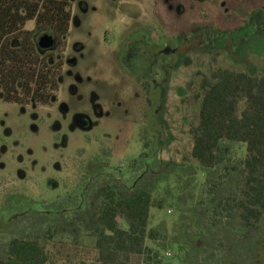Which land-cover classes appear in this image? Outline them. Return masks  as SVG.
Returning <instances> with one entry per match:
<instances>
[{"label": "flooded vegetation", "instance_id": "1", "mask_svg": "<svg viewBox=\"0 0 264 264\" xmlns=\"http://www.w3.org/2000/svg\"><path fill=\"white\" fill-rule=\"evenodd\" d=\"M142 1H148L149 15L138 8L132 13L115 8L106 15L121 75L133 82L142 98L138 119L131 124L142 151L126 166L109 162L110 149L104 143L121 148V126L128 122V111L119 118V99L104 101L91 75L79 69L78 57L85 45L68 40L70 28L81 23L73 12L74 0L64 33L33 37L32 71H16L15 61L14 71L6 72L10 66L0 57V232L35 206L45 223L60 212L85 209L90 192L107 181L127 191L138 184L152 188L154 126L160 131L158 112L170 69L192 65L193 48L218 42L219 48L229 49L246 41L249 30H259L264 14L263 0ZM79 6L83 12L89 9L85 2ZM171 16L176 20L173 33ZM214 19L223 29L213 24ZM43 36L52 44L44 46ZM103 36L107 38L106 30ZM13 46L14 50L0 49V53L22 52ZM208 60L211 68L214 57ZM201 76L196 71L189 81ZM109 124L113 133L107 131ZM90 146L95 149L90 151ZM87 151L97 152L96 157L85 161ZM99 156L103 160L97 162Z\"/></svg>", "mask_w": 264, "mask_h": 264}, {"label": "trees", "instance_id": "2", "mask_svg": "<svg viewBox=\"0 0 264 264\" xmlns=\"http://www.w3.org/2000/svg\"><path fill=\"white\" fill-rule=\"evenodd\" d=\"M70 6L71 0H0V49L12 51L16 44L22 50L0 53L10 66L6 72L14 71L15 61L16 71H32L33 37L44 32L64 33ZM28 21L34 22L31 30L25 27ZM187 88L188 100L197 108L196 121L189 128V154L196 166H175L170 171L172 182L166 175L160 181L167 187L174 185V196L179 199L201 174L207 197L201 203L206 204L209 216L206 232L208 227L219 229L225 219L229 226L235 223L237 227L231 231L244 241L264 218V73L253 75L216 66L189 82ZM182 103L188 102L183 99ZM232 143L244 146V157L236 160L239 171L234 179L229 174L235 158ZM157 189V185L138 184L127 191L107 181L90 192L85 209L60 212L41 229L11 238L0 253V264H174L154 246L169 230L164 220L151 226L150 210L161 200ZM192 239L187 229H181L171 244L182 252Z\"/></svg>", "mask_w": 264, "mask_h": 264}, {"label": "rangeland", "instance_id": "3", "mask_svg": "<svg viewBox=\"0 0 264 264\" xmlns=\"http://www.w3.org/2000/svg\"><path fill=\"white\" fill-rule=\"evenodd\" d=\"M80 2H85L88 5L87 12L81 10ZM260 2L264 5V0ZM115 8H123L129 13L138 8L144 10L142 13L145 15H149V11H151L148 1L142 0H74L73 12L80 18L81 23L77 27L70 28L68 40L69 42L79 40L84 43L85 48L78 57L79 69L81 72L91 75V81L104 97V101L110 100L112 97L119 99L121 102V109H117L119 118L124 114L122 112L128 111L127 115L124 114L128 122L124 121L121 126L123 139H121L123 144L119 145L121 148L118 145H112V143H104V146L108 150L110 149L109 162L112 165L126 166L128 161L137 158L142 151V141L138 134L134 135V127L131 125L138 119L142 98L135 91L133 82L121 75L114 52L116 42L113 40L110 28L106 27V15ZM261 17L262 24H259V30H249L246 41L236 43L233 48L229 49L219 48L221 43L218 42L212 46L193 48L190 51V55L194 58L192 65H181L170 69L158 112L160 131L156 124L154 126L152 182L158 186L156 195L161 200L157 206L151 208L150 214L151 226L164 220L169 228L167 235L154 246L161 249L164 259H173L174 264H264V218L253 236L244 239V241L236 234L235 230L231 231L234 226L237 227L235 223L232 222V225L229 226L225 219L222 220L219 229L211 231L208 227L206 232L209 216L205 209L206 204L201 203L202 200L207 199L202 190L204 179L201 174L198 173L196 179L187 186L185 191L180 193L179 199L174 196L177 191L174 185L167 187L160 181V178L166 175L167 181L172 182L170 171L176 168L175 166H196L189 154L191 146L189 128L191 123L196 121L197 108L191 100H188L190 93L186 90V83L191 82L189 80L196 71L209 72L211 65L208 56L214 57L213 68L216 66L235 67L253 75L264 73V14ZM170 22L169 30L173 33L175 29L173 25L176 20L171 16ZM213 24L222 28L219 19H214ZM25 27L29 30L33 29L34 22L28 21ZM226 27L230 28L229 25ZM105 30L107 38L103 36ZM171 65L173 62H170ZM183 99L185 103H188L183 104ZM135 125L141 128L140 122H136ZM109 127L111 129H107V131L113 133L112 124H109ZM89 149L91 151L95 148L90 146ZM243 150V145L231 144V155H234L235 158L230 162L231 173L229 174L233 179L239 171L236 160L244 157ZM95 153L88 152L84 157L85 161L96 157ZM99 157H97V162L103 160L101 156ZM225 179L229 180L228 175L225 176ZM183 182L184 180H180L181 184H184ZM228 186L227 188H229ZM171 201L173 206L168 205ZM34 208L39 209L36 206ZM34 210L17 220L14 225L2 229L0 232L1 253L12 236L28 234L42 228L45 224L44 217ZM175 226L177 228L173 229ZM181 229H187L193 239L190 247L182 252H176L171 240L181 234Z\"/></svg>", "mask_w": 264, "mask_h": 264}, {"label": "water", "instance_id": "4", "mask_svg": "<svg viewBox=\"0 0 264 264\" xmlns=\"http://www.w3.org/2000/svg\"><path fill=\"white\" fill-rule=\"evenodd\" d=\"M40 42L42 44H43V42H46L45 45L43 44L44 46H48V45H51L52 44L51 39L48 36L41 37Z\"/></svg>", "mask_w": 264, "mask_h": 264}]
</instances>
